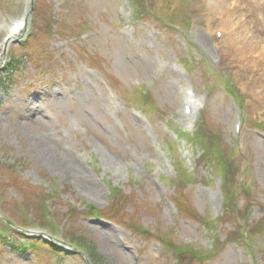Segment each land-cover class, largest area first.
I'll use <instances>...</instances> for the list:
<instances>
[{
    "label": "rangeland",
    "instance_id": "1",
    "mask_svg": "<svg viewBox=\"0 0 264 264\" xmlns=\"http://www.w3.org/2000/svg\"><path fill=\"white\" fill-rule=\"evenodd\" d=\"M224 1L231 18L213 0H143L137 16L128 0H0V43L27 10L0 51V216L46 226L26 231L46 242L40 251L0 242V264H93L67 232L101 264H264V231L243 242L235 227L264 217V0ZM226 29L252 40L247 62L226 57L228 37L216 36ZM185 91L203 103L195 127L217 132L240 163L235 210L223 205L218 164L199 161L181 132L193 131L180 120ZM178 162L189 174L179 187L169 180ZM113 188L121 193L111 202ZM40 201L45 223L35 218Z\"/></svg>",
    "mask_w": 264,
    "mask_h": 264
},
{
    "label": "trees",
    "instance_id": "2",
    "mask_svg": "<svg viewBox=\"0 0 264 264\" xmlns=\"http://www.w3.org/2000/svg\"><path fill=\"white\" fill-rule=\"evenodd\" d=\"M134 4L139 7L140 6V12L138 13H145L146 12V5L143 2V0H134ZM11 63L8 66V71L12 72L14 69V64L18 63V59L17 57H14L13 55L11 56ZM8 75V74H7ZM11 74H9L8 76H10ZM1 85H4V80L0 77V87ZM228 90L230 92H232L233 94H235L236 89L235 88H228ZM236 97V96H235ZM189 141L193 144L196 145L198 148H200L201 150V154H200V160H206L208 161V163H210L211 161L219 163L220 166V172H221V176H222V180H223V187H224V192H225V198H226V212L231 211V208H233L234 210L236 209V205L235 203V194L237 193L236 190L234 191L233 189V183L234 181L236 182V175L240 170V163L236 162L235 160H228L225 153L223 152V150L220 147V139L219 136L217 134V132H213L211 130V128L207 125L204 126L203 122L199 123L197 129L194 131V133L189 137ZM237 163V164H236ZM2 165V164H0ZM233 169H236L237 173L233 172ZM186 171H184L183 168H180L178 171V175L175 178L170 179V182L173 183V185L179 187L181 185H184L186 182ZM232 184L231 187L228 186V184ZM238 189L241 190L242 192L244 191V184L241 182L238 184ZM236 187V188H237ZM247 195H250V190L249 189H245ZM120 191L114 190L112 192V201L114 202V199H117L120 196ZM234 204V205H233ZM45 203L43 201H40L39 203V208H38V212L39 215L35 216V218H37L39 221H41L42 223L47 222V209L45 207ZM180 211L183 213V209L179 206V204H177ZM250 205H246L245 208H247V210H249ZM91 209V208H90ZM4 210V209H3ZM84 211L86 212L87 210L84 209ZM248 212V211H247ZM246 212V213H247ZM230 213V212H229ZM242 219L244 218L242 215L240 216ZM13 215L12 213L9 212H5L4 210V215L2 217H0V242L3 243H10V245H14L13 247H15V249L17 250H21V249H29V250H36V251H40L43 248L39 247L40 245H44V243H46L43 238L40 237H33V238H28L25 237L23 240L22 236H24V234L20 231L16 230L15 226L20 225L21 227H25L27 225H39V226H43L44 224H39L37 221L31 223L29 222V218H27L25 222V220H21L20 222H18V220H16L13 222ZM201 217H199L200 219ZM240 218V219H241ZM201 220V219H200ZM17 221V222H16ZM244 221V220H243ZM259 225V226H258ZM236 236L238 237V240H242L243 242H246L250 239L251 236L255 235L256 233L262 232L264 231V217H262V219L257 223V226H248V228H245V223L242 222L238 225H236ZM69 236L71 239V243H74L78 246V248L84 250L87 252L89 258L91 259V261L93 262V264H101L102 262L97 263L96 262V253L94 251V248L92 246H87V243H85V240H80L78 239L77 235L75 234V232H69ZM7 241V242H6ZM14 241V242H13ZM41 242L43 244H41ZM171 242V241H170ZM48 245L50 247H52L51 249L55 250V246H53L52 244H45ZM39 247V248H38ZM47 249V248H44ZM58 254V253H56ZM98 259H100L97 256Z\"/></svg>",
    "mask_w": 264,
    "mask_h": 264
},
{
    "label": "bare ground",
    "instance_id": "3",
    "mask_svg": "<svg viewBox=\"0 0 264 264\" xmlns=\"http://www.w3.org/2000/svg\"><path fill=\"white\" fill-rule=\"evenodd\" d=\"M213 1H214L216 10H218L219 12L225 11L227 18L233 17L232 11H228V6L224 3L225 2L224 0H213ZM16 24H17L16 30H19L21 28V21L16 23ZM226 30L228 31V34L225 33L224 39H226L228 37V41H227L226 46L224 47L226 50H223V52H226L227 50L234 52L232 54H225L226 57L230 58L231 56L236 55L237 61L239 60L238 64L242 63L243 59H245L247 62L248 52L252 51L253 50L252 48H255V46L252 45L253 43H251L252 40H246V39L242 38L241 35H239L237 32H234V31L231 32V30H229V29H226ZM241 30H242V27H241ZM223 35H222V37H223ZM241 44H242V46H241ZM254 44L257 45V43H254ZM262 48L264 49V46ZM246 53H247V56H246ZM260 54L261 53H258L257 60H260V57H262V55L260 56ZM252 56L255 57V55H252ZM254 63H256V61L253 62V65H254ZM262 73H264V70L262 71ZM185 95H184V97H185ZM184 99L186 100V105L190 104L193 109L196 108V106H197L196 101L192 100L191 98H184ZM65 169L67 171H70L74 175L77 173L81 174V171L78 169V166L74 163L67 164Z\"/></svg>",
    "mask_w": 264,
    "mask_h": 264
}]
</instances>
